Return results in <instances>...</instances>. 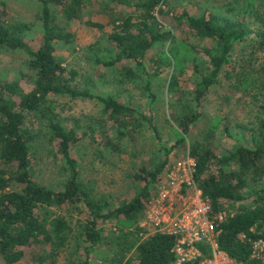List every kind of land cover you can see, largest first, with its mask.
<instances>
[{
  "label": "rangeland",
  "instance_id": "obj_1",
  "mask_svg": "<svg viewBox=\"0 0 264 264\" xmlns=\"http://www.w3.org/2000/svg\"><path fill=\"white\" fill-rule=\"evenodd\" d=\"M163 1L156 8L161 9L155 13L157 29L171 35L146 53L141 70L121 58L111 39L113 21L116 26L128 15L136 19L139 10L96 1L85 8L79 20H67L60 6L48 5L49 26L56 34L54 55L66 71L75 73L70 86L75 91L112 98L136 109L150 117L154 129L140 119L125 117L121 120L129 125L125 124L123 130L124 124L112 121L95 99L50 97L42 112L24 113L34 183L56 191L63 189L68 179L63 156L51 138L50 120L73 132L76 141L70 155L76 162L80 181L92 199L105 202L112 209L135 195L143 184L136 177H144L159 160H166L169 166L186 157L193 143L206 145L218 156L233 152L240 144H251L252 128L262 118L264 107V52L258 48L259 41L264 40V0ZM41 9L38 0H0L2 19L10 26L21 27L19 35L30 50L37 49L43 41ZM181 13L195 17L213 15L245 29L244 39L235 44L218 82L206 93L199 109L191 104V92L198 81L195 70L196 65L201 71L205 69L207 57L202 50L212 47V43L178 25L174 17ZM88 22L104 27H92ZM31 79L28 55L0 45V84L14 83L26 92L31 89ZM172 79L176 81L174 89L168 85ZM193 109L200 117L183 134L176 119L189 120ZM158 192L157 184L151 187L150 201L157 198ZM242 204L245 203H239ZM146 207L137 219L104 222L100 226L102 242L89 256L80 238L79 226L85 221L83 208H41V219L50 222L61 218L70 229L58 255L45 264H118L120 254L113 237L117 230L146 232L147 227L141 226L147 217ZM140 234L137 235L143 240ZM201 251L198 262L206 264L209 252ZM252 259L264 264V253L254 250Z\"/></svg>",
  "mask_w": 264,
  "mask_h": 264
},
{
  "label": "trees",
  "instance_id": "obj_2",
  "mask_svg": "<svg viewBox=\"0 0 264 264\" xmlns=\"http://www.w3.org/2000/svg\"><path fill=\"white\" fill-rule=\"evenodd\" d=\"M42 5L43 41L30 50L22 42L20 26L8 25L0 15V45L20 50L28 55V68L32 73L31 89L24 92L17 84H0V263L1 264H45L58 255L64 246L66 233L70 231L66 222L41 219L39 210L43 207L80 206L85 211V221L81 229V241L89 256L102 242L100 226L112 219L134 220L142 215L146 203L151 198V187L161 180L166 160L151 165L144 177H136L143 184L135 195L115 208L105 202L92 199L86 186L80 181L76 162L70 155L71 145L76 137L58 123L49 121L48 128L66 164L68 179L61 190H50L32 181L28 155L29 135L26 131L24 113L42 112L50 97H71L95 99L103 106V111L112 121L123 125L125 117L140 119L153 130L150 117L136 109L104 98L75 91L70 84L75 73L66 71L54 55L56 38L49 26V4L61 7L67 20H79L85 8L96 1H110L131 6L138 11L136 19L128 15L115 26L111 39L121 53V58L131 61L138 70L143 68L146 53L158 42L171 35L160 33L157 29L156 9L163 0H38ZM178 25L195 37L209 40L212 47L202 50L207 57L205 69L196 65L198 81L191 92V104L197 109L211 87L219 79L221 71L229 61V56L237 42L245 37L241 24L219 19L213 15L198 17L181 13L174 17ZM103 29V25L87 23ZM258 48L264 52V40ZM112 63L106 65L111 66ZM264 71V66H263ZM169 87L174 89L172 79ZM262 118L252 128L250 145L240 144L233 152L224 155L214 154L206 145L193 143L189 154L195 160V181L202 196L209 199L214 213L221 209L238 205L227 218L218 224V250L227 254L233 261L241 264H257L251 258L253 243L264 239V107ZM200 113L192 110L189 120L177 118L180 130L188 133ZM122 126V125H121ZM122 129V128H121ZM122 132L120 131L119 134ZM123 135V133H122ZM112 142V141H111ZM109 143L111 147L114 145ZM211 164L214 165L212 168ZM239 203H245L239 205ZM141 231L127 233L117 230L113 237L118 247V264H172L175 261L174 246L176 238L171 235L154 233L140 240ZM140 241V242H139ZM203 250V249H202ZM204 252V250H203ZM206 254V253H205ZM129 255L127 258L126 256ZM198 264V259L192 263Z\"/></svg>",
  "mask_w": 264,
  "mask_h": 264
},
{
  "label": "built area",
  "instance_id": "obj_3",
  "mask_svg": "<svg viewBox=\"0 0 264 264\" xmlns=\"http://www.w3.org/2000/svg\"><path fill=\"white\" fill-rule=\"evenodd\" d=\"M195 168V160L189 154L164 168L157 184L158 196L149 199L147 217L141 225L149 231H142L140 235L144 239L154 233L174 236L175 261L172 264L192 263L202 257V249L209 252L206 264H227L230 261L238 264L217 246L218 224L230 212L221 209L214 213L211 202L202 196L195 181ZM254 250L264 253V239L253 243L252 254Z\"/></svg>",
  "mask_w": 264,
  "mask_h": 264
}]
</instances>
